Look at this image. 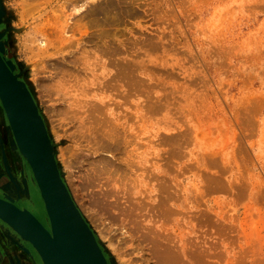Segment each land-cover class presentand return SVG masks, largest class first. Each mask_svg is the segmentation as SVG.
Here are the masks:
<instances>
[{"label": "rangeland", "instance_id": "374dc122", "mask_svg": "<svg viewBox=\"0 0 264 264\" xmlns=\"http://www.w3.org/2000/svg\"><path fill=\"white\" fill-rule=\"evenodd\" d=\"M75 2L0 0V43L109 264H264V0ZM7 120L0 198L47 227ZM29 258L0 240V264Z\"/></svg>", "mask_w": 264, "mask_h": 264}, {"label": "water", "instance_id": "95a60500", "mask_svg": "<svg viewBox=\"0 0 264 264\" xmlns=\"http://www.w3.org/2000/svg\"><path fill=\"white\" fill-rule=\"evenodd\" d=\"M4 15L0 10V20ZM4 36L5 33H0V41ZM3 45L0 43V102L25 154L27 175L44 203L48 228L21 203L16 205L13 197L6 195L0 198V240L9 249L19 246L37 264L35 256L39 264H80L85 252L97 264H109L95 233L67 189L36 99L21 75L16 74V65L6 58ZM8 229L25 230L28 235L20 236L21 242L14 245L3 237L2 230Z\"/></svg>", "mask_w": 264, "mask_h": 264}, {"label": "bare ground", "instance_id": "6f19581e", "mask_svg": "<svg viewBox=\"0 0 264 264\" xmlns=\"http://www.w3.org/2000/svg\"><path fill=\"white\" fill-rule=\"evenodd\" d=\"M83 0H76V2H75V4L73 5V11L75 12V13H77V14H80L82 11H83V7L85 6V5H87L88 3H90V2H92V1H96V0H87L88 2L87 3H81ZM85 1V0H84ZM94 5V4H93ZM98 5V4H97ZM100 5V4H99ZM109 5V4H108ZM101 6V5H100ZM100 6H97V7H100ZM106 6V5H105ZM96 7V6H95ZM102 8V7H101ZM115 8V7H114ZM94 8H91V10L90 11H92ZM99 9V8H98ZM104 9H105V7H104ZM116 9V8H115ZM95 10V9H94ZM94 10H93V12H94ZM97 10V9H96ZM100 10V9H99ZM113 10V9H112ZM119 10V9H118ZM124 10V9H123ZM115 11H117V10H115ZM106 12V11H105ZM91 13V12H90ZM112 13V12H111ZM92 14H94V13H92ZM91 14V15H92ZM99 14V13H98ZM114 14H116V13H114ZM74 15V14H73ZM88 15H90L89 13H88ZM95 15V14H94ZM94 15H92V16H94ZM106 15V14H105ZM104 15V16H105ZM87 16V15H86ZM96 16V15H95ZM101 16V15H100ZM89 17V16H88ZM91 17V16H90ZM107 17V16H106ZM42 18H43V16H42ZM86 18V17H85ZM95 18V17H94ZM38 19V18H37ZM40 19H41V17H40ZM39 19V20H40ZM96 19V18H95ZM94 19V20H95ZM99 20V19H98ZM113 20H114V18H113ZM103 21V20H102ZM96 22H97V19H96ZM104 23H106V21L104 22ZM95 24V23H94ZM112 24V23H111ZM95 25H97V23L95 24ZM103 25V24H102ZM84 27V26H83ZM76 28V27H75ZM81 29V28H80ZM83 29V28H82ZM81 29V30H82ZM51 30V32L52 31H56V30H52V29H50ZM64 33H66V31L64 32ZM59 34V33H58ZM41 44H43V43H41ZM5 113V112H4ZM59 115V114H58ZM6 116V115H5ZM11 130H12V128H11ZM5 131V130H4ZM12 132V145L15 143V145H17L18 146V148H19V150H20V152H21V155L25 158V160H26V157L24 156L25 154H24V152L22 151V149H21V147H20V145H18V142H17V140H16V138H15V136H14V134H13V131H11ZM105 134V133H104ZM103 134V135H104ZM98 135V134H97ZM9 137V136H8ZM100 137V136H99ZM102 137V136H101ZM103 138V137H102ZM110 138V137H109ZM100 139V138H99ZM14 142V143H13ZM108 146V145H107ZM13 147H14V145H13ZM23 160V159H22ZM101 162V161H100ZM27 163V160H26V162H25V164ZM98 164V163H97ZM101 166V165H100ZM106 167V166H105ZM104 168V167H103ZM99 172H100V170H99ZM71 182V181H70ZM73 185V184H72ZM68 186V185H67ZM69 188V187H68ZM67 188V189H68ZM29 189V188H28ZM76 189V188H75ZM17 191H18V193L20 194V195H27V190H26V187L24 186V185H18V187H17V189H16ZM16 191V192H17ZM69 191H70V189H69ZM70 193H71V191H70ZM8 196H10V195H8ZM71 196L73 197V195L71 194ZM11 197V196H10ZM165 198V197H164ZM167 200V199H166ZM73 201H74V203H75V205L77 206V208L79 209V207H78V205L76 204V202H75V200H74V198H73ZM98 201V200H97ZM97 203V202H96ZM96 205H98V204H96ZM97 207V206H96ZM102 208V207H101ZM165 210L167 209V208H164ZM79 212L83 215V213L80 211V209H79ZM85 217V216H84ZM87 220V219H86ZM5 231H8V230H5ZM14 232L16 233V234H19V235H21V236H23V237H25V236H27L28 235V233L25 231V230H22V231H20V232H17L16 230H14ZM2 233L4 234V236H6V232H4L3 230H2ZM7 237V236H6ZM8 237H10V236H8ZM159 238V237H158ZM11 240V239H10ZM157 240H159V239H157ZM169 240H170V238H169ZM164 241V240H163ZM162 241V242H163ZM172 243V242H171ZM159 246H160V244H158ZM166 245V244H165ZM168 245V244H167ZM166 245V246H167ZM156 248V247H155ZM164 248V247H163ZM162 249V248H161ZM167 249H169V248H164V253H160L161 254V256H159V255H157L158 253H159V251H158V253L156 254L158 257H160V259H161V257L163 256L164 258H167V260L170 262L171 260H172V263L173 264H176V262L177 261H179L178 259H177V257L175 258V257H173V256H171L172 254L170 253V251L168 250V251H166ZM170 249H172L171 247H170ZM174 249V248H173ZM160 250V249H159ZM155 252H156V250H155ZM177 254V253H176ZM163 258V259H164ZM180 259V258H179ZM182 260V259H181ZM180 260V261H181ZM159 261V260H158ZM161 261V260H160ZM185 262V261H184ZM79 263L80 264H97V262H96V259L93 257V256H91L89 253H87V252H85V254H83L81 257H80V261H79ZM166 263V262H165ZM161 264V263H160ZM167 264V263H166ZM183 264H185V263H183Z\"/></svg>", "mask_w": 264, "mask_h": 264}, {"label": "flooded vegetation", "instance_id": "af4514ba", "mask_svg": "<svg viewBox=\"0 0 264 264\" xmlns=\"http://www.w3.org/2000/svg\"><path fill=\"white\" fill-rule=\"evenodd\" d=\"M10 141V140H9ZM3 142V141H2ZM1 146H4V144H1ZM7 164H8V161H7ZM18 172L19 171H17V174H18ZM12 176H14L13 174H12ZM19 178V177H18ZM18 178H17V180H18ZM16 181V180H15ZM21 181H23V183H25L24 182V180H23V177H21ZM14 183V182H13ZM14 184H16V182L14 183ZM14 184H12V185H14ZM26 190H27V187H26ZM30 192V191H29ZM8 196V195H7ZM19 196H23L24 197V195H19ZM28 199H31V196H30V193H29V195H28V190H27V195H25V199H24V203H25V205L27 206V207H30V208H33L32 206H31V204H30V202H28Z\"/></svg>", "mask_w": 264, "mask_h": 264}, {"label": "crops", "instance_id": "0c3cea01", "mask_svg": "<svg viewBox=\"0 0 264 264\" xmlns=\"http://www.w3.org/2000/svg\"><path fill=\"white\" fill-rule=\"evenodd\" d=\"M3 234V233H2ZM3 236H4V234H3ZM5 237V236H4Z\"/></svg>", "mask_w": 264, "mask_h": 264}]
</instances>
